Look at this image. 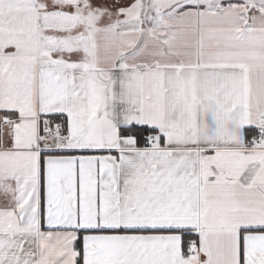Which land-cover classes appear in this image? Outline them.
I'll list each match as a JSON object with an SVG mask.
<instances>
[{
    "label": "snow or ice",
    "instance_id": "1",
    "mask_svg": "<svg viewBox=\"0 0 264 264\" xmlns=\"http://www.w3.org/2000/svg\"><path fill=\"white\" fill-rule=\"evenodd\" d=\"M0 264H264V0H0Z\"/></svg>",
    "mask_w": 264,
    "mask_h": 264
}]
</instances>
